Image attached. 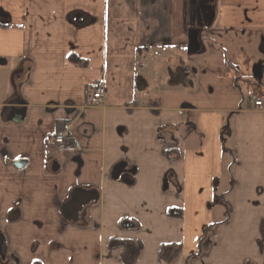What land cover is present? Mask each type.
Listing matches in <instances>:
<instances>
[{
    "label": "crops",
    "instance_id": "0c3cea01",
    "mask_svg": "<svg viewBox=\"0 0 264 264\" xmlns=\"http://www.w3.org/2000/svg\"><path fill=\"white\" fill-rule=\"evenodd\" d=\"M250 89L264 0H0V264H129L113 239L134 264H264ZM84 190L98 202L65 219Z\"/></svg>",
    "mask_w": 264,
    "mask_h": 264
},
{
    "label": "water",
    "instance_id": "95a60500",
    "mask_svg": "<svg viewBox=\"0 0 264 264\" xmlns=\"http://www.w3.org/2000/svg\"><path fill=\"white\" fill-rule=\"evenodd\" d=\"M59 164L57 161L53 162V171H59ZM125 172L135 173V171H128L126 164L118 165L113 171V179L118 180L121 175ZM99 200V195L95 191H80L79 198L73 199V201L67 202L63 205L61 211L62 215L65 219L71 218L76 221L79 220L80 214L88 207L97 203ZM16 213V212H15ZM15 213L11 214V217L15 215ZM1 250V248H0Z\"/></svg>",
    "mask_w": 264,
    "mask_h": 264
},
{
    "label": "built area",
    "instance_id": "2783aa9c",
    "mask_svg": "<svg viewBox=\"0 0 264 264\" xmlns=\"http://www.w3.org/2000/svg\"><path fill=\"white\" fill-rule=\"evenodd\" d=\"M105 94V90L102 84L98 85L95 88L93 96L91 98L90 104L92 106H98L102 101ZM247 97L249 98L250 102L254 105V107L258 109L264 108V96L261 95L259 90L250 89L247 92ZM70 126L65 125L62 130H60L55 136V144L57 146L58 151L61 154L65 152L75 153L80 150V145L77 143L74 146H69L67 144L68 138H70Z\"/></svg>",
    "mask_w": 264,
    "mask_h": 264
},
{
    "label": "trees",
    "instance_id": "16d2710c",
    "mask_svg": "<svg viewBox=\"0 0 264 264\" xmlns=\"http://www.w3.org/2000/svg\"><path fill=\"white\" fill-rule=\"evenodd\" d=\"M208 232V230L206 231ZM108 247L110 249H115V248H125L127 249L126 253H125V262H128L129 261V255L132 254L133 258L132 260L129 262V264H134L136 262V258L141 250V244L137 245V247L131 243V242H127V241H122V240H116V239H113L109 242L108 244ZM134 248L135 249V252L134 253H130L128 250H130V248ZM162 251H161V255H162ZM179 253V250L175 253L174 257L177 256ZM128 264V263H127Z\"/></svg>",
    "mask_w": 264,
    "mask_h": 264
},
{
    "label": "flooded vegetation",
    "instance_id": "af4514ba",
    "mask_svg": "<svg viewBox=\"0 0 264 264\" xmlns=\"http://www.w3.org/2000/svg\"><path fill=\"white\" fill-rule=\"evenodd\" d=\"M16 212V213H15ZM15 213V215L19 214V212L17 210L13 211L12 214ZM12 217H10L11 219ZM6 237L4 236V234L0 233V255L2 258H5V249H6Z\"/></svg>",
    "mask_w": 264,
    "mask_h": 264
},
{
    "label": "rangeland",
    "instance_id": "374dc122",
    "mask_svg": "<svg viewBox=\"0 0 264 264\" xmlns=\"http://www.w3.org/2000/svg\"><path fill=\"white\" fill-rule=\"evenodd\" d=\"M195 4H196V3H194V7H193L194 12H195L196 9H197V6H196ZM208 14H210V13H208ZM160 64H161V63H159V65H160ZM156 72H157V75L159 76V69H157ZM177 75H178V72H175V76H177ZM209 93L212 94L211 91H209Z\"/></svg>",
    "mask_w": 264,
    "mask_h": 264
}]
</instances>
